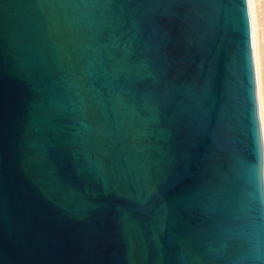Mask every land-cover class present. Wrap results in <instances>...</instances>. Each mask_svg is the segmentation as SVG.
Segmentation results:
<instances>
[{
	"label": "water",
	"instance_id": "95a60500",
	"mask_svg": "<svg viewBox=\"0 0 264 264\" xmlns=\"http://www.w3.org/2000/svg\"><path fill=\"white\" fill-rule=\"evenodd\" d=\"M0 264H264L251 0H0Z\"/></svg>",
	"mask_w": 264,
	"mask_h": 264
},
{
	"label": "rangeland",
	"instance_id": "374dc122",
	"mask_svg": "<svg viewBox=\"0 0 264 264\" xmlns=\"http://www.w3.org/2000/svg\"><path fill=\"white\" fill-rule=\"evenodd\" d=\"M264 58V0H251Z\"/></svg>",
	"mask_w": 264,
	"mask_h": 264
}]
</instances>
